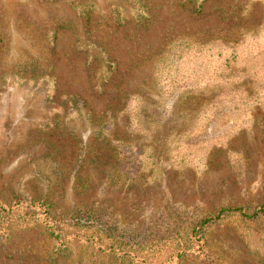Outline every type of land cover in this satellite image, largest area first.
Masks as SVG:
<instances>
[{
	"label": "rangeland",
	"instance_id": "374dc122",
	"mask_svg": "<svg viewBox=\"0 0 264 264\" xmlns=\"http://www.w3.org/2000/svg\"><path fill=\"white\" fill-rule=\"evenodd\" d=\"M252 72L264 83V0H0V264H264V220L237 214L198 228L201 253L193 242L174 257L205 216L264 206ZM85 213L95 244L39 220L97 237L69 220Z\"/></svg>",
	"mask_w": 264,
	"mask_h": 264
},
{
	"label": "trees",
	"instance_id": "16d2710c",
	"mask_svg": "<svg viewBox=\"0 0 264 264\" xmlns=\"http://www.w3.org/2000/svg\"><path fill=\"white\" fill-rule=\"evenodd\" d=\"M83 27H84L85 32L87 33V30H88V18L86 16H83ZM87 58H88L87 60H88V64L89 65L90 64L91 65L95 64L99 60L98 59V55H95L94 51H92L90 53V55L87 56ZM99 62L100 61H98V63ZM103 64H105V66H104L105 67V72L104 73L111 74V75H108L109 77H111L116 72V66H115L114 61L109 59V58H105L101 65H103ZM94 72H96V71H92V73H91V75H92L91 84H94V83H96L98 81V83H96L98 85V87H95V89L93 91L96 92V93H102V92H104L103 91L104 90V86H106V84H107L106 82H104V80H106L107 77L104 74V76H101L100 78L95 79L96 81H92L95 78V76H94L95 73ZM256 79L257 78L255 77L254 72H252V75H248V80L246 81V84H247V87L250 88L251 91L255 90V89L258 90L260 88H264V83L263 82L262 83L256 82L255 81ZM238 88L239 87H234V89H233L234 92L236 93V97L234 99L227 100V102H229V103H231L233 105H236L243 99V96L238 94ZM245 92L249 93L246 90H243L242 93H245ZM165 103L166 102H162L161 101L160 106H162ZM216 104H218V103L214 102V101H209L208 103L205 104V106H206V108L211 110V108L213 106H216ZM154 107L157 108L158 106H154ZM140 108H141L140 114L142 115L141 118L145 119V115L144 114L147 113L149 108L145 107L143 102H140ZM126 109H127V106L125 104V100L120 99L118 106H116L113 110H115L116 115H118V113L124 114L127 117L128 121H130L131 119L128 117V115L125 114ZM189 110H191V109L189 108ZM152 114H154V112H152ZM142 122L143 121H141V123ZM134 125H140L139 120H138V123L135 121ZM120 144L125 145V143H120ZM136 146H138V145H136ZM22 203H24V202H22L20 200L19 201L17 200V201H14L12 203V205L13 206H17V205L22 204ZM31 206L34 207V206H36V204H33ZM37 206L41 207L42 205H41V203H38ZM9 209L10 208H6V207L0 205V215L6 214V212L10 211ZM44 211H45V208L43 207V212ZM227 214H237L243 220H254V221L256 219L264 220V206L260 205L258 207H255L252 210H250V209L244 210L241 207L221 208V209L217 210V212L215 214L209 215V216H205L203 219H201V221L198 224H196L195 226H193V227H191L189 229V232L186 235L188 236L187 237V241L191 242V243L188 246H185V247L179 246L178 247L179 249L177 248L175 253H174L175 259L181 260L182 257H185V256H187V254L189 252H192L193 251V242L197 246L196 252H200L201 253L203 251V247H204V240H203V238L201 236V233L199 234V231L197 232L198 228L202 227V226L209 225L211 223H214L215 221L220 220L224 215H227ZM46 218L47 217L42 214L41 217L39 218V220H40V222H42V225L46 229H48L49 233L56 240H59V241H65V242L67 241L68 242V241L74 240V241H80V242L89 243V244H95V243H97V239H99L101 237H104V236H101V234L95 232L94 229L100 228L101 226H98L97 219L90 213H85L84 215L76 216L74 218H69V220L72 221V222L78 221L74 225L75 226H80L81 228H85V226H83V225H86L87 228L91 231V233L97 235V237H93L92 234L82 235L79 232H74V234H69V235L64 234V233L60 232L61 230H60V227L58 226V223L55 222L58 227L56 225H50ZM104 225H105V227L108 228L110 226V223L108 221H105ZM131 246L134 247L135 245H131ZM106 250L112 252L115 255H121V257H123V256L130 257V256H132L131 253L123 251L122 248L119 247L118 245L110 244V245H108L106 247ZM173 263H174L173 261H170V264H173Z\"/></svg>",
	"mask_w": 264,
	"mask_h": 264
}]
</instances>
